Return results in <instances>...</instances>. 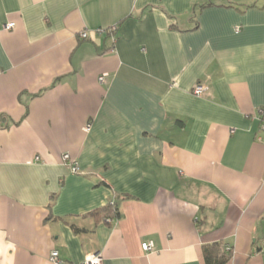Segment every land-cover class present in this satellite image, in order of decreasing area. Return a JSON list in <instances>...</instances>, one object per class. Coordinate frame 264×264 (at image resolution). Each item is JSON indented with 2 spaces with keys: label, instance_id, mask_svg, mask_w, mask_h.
<instances>
[{
  "label": "crops",
  "instance_id": "obj_1",
  "mask_svg": "<svg viewBox=\"0 0 264 264\" xmlns=\"http://www.w3.org/2000/svg\"><path fill=\"white\" fill-rule=\"evenodd\" d=\"M260 110L264 0H0V264H264Z\"/></svg>",
  "mask_w": 264,
  "mask_h": 264
},
{
  "label": "built area",
  "instance_id": "obj_2",
  "mask_svg": "<svg viewBox=\"0 0 264 264\" xmlns=\"http://www.w3.org/2000/svg\"><path fill=\"white\" fill-rule=\"evenodd\" d=\"M13 23H8L6 24L5 28L6 29H10L13 27ZM116 30V25H112L110 26L109 28L107 29H101L99 28L97 30V33H105V32H109V33H112ZM80 37L81 38H87L88 37V33L87 31H82L80 32ZM114 37V35H113ZM104 78H105V74H102L99 76V81L100 82H103L104 81ZM206 85H204L203 83H196L193 88H192V94L196 95V96H202L205 92H206ZM260 127H259V131L260 133L262 134V137H260L259 139L260 140H263L264 141V112L262 110H260ZM86 130L89 131L90 130V124L88 123L86 125ZM63 159L66 160V161H70V170L72 173H78V166L76 164V162L70 157L69 154H64L63 155ZM262 248L264 249V242H263V245H262ZM141 249L143 251H150L153 249V243L148 241V242H143L141 244ZM225 249L230 251V246L229 245H225ZM50 257L51 259L54 261V262H57V263H60V260L58 258V252L56 250L52 251L51 254H50ZM82 264H102V257L99 253H92V254H89L87 255Z\"/></svg>",
  "mask_w": 264,
  "mask_h": 264
},
{
  "label": "trees",
  "instance_id": "obj_3",
  "mask_svg": "<svg viewBox=\"0 0 264 264\" xmlns=\"http://www.w3.org/2000/svg\"><path fill=\"white\" fill-rule=\"evenodd\" d=\"M110 27V26H109ZM107 27V28H109ZM105 28V29H107ZM117 28V25H116ZM115 32L107 34L115 35ZM126 196H122L121 199H125ZM89 215H100L103 218H113L119 217L120 211L118 207V201H109L105 205L98 207L91 212L88 213ZM231 253L225 249V245L222 242H214L210 244L203 245V257L205 264H224L230 257Z\"/></svg>",
  "mask_w": 264,
  "mask_h": 264
},
{
  "label": "rangeland",
  "instance_id": "obj_4",
  "mask_svg": "<svg viewBox=\"0 0 264 264\" xmlns=\"http://www.w3.org/2000/svg\"><path fill=\"white\" fill-rule=\"evenodd\" d=\"M229 252L232 254L231 250Z\"/></svg>",
  "mask_w": 264,
  "mask_h": 264
}]
</instances>
